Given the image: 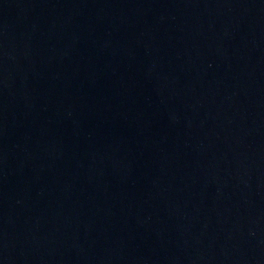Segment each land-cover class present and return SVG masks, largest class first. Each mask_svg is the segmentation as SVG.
I'll use <instances>...</instances> for the list:
<instances>
[{"label": "water", "instance_id": "water-1", "mask_svg": "<svg viewBox=\"0 0 264 264\" xmlns=\"http://www.w3.org/2000/svg\"><path fill=\"white\" fill-rule=\"evenodd\" d=\"M0 264H264V0H0Z\"/></svg>", "mask_w": 264, "mask_h": 264}]
</instances>
